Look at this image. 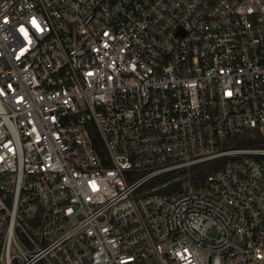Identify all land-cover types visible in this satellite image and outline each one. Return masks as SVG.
Here are the masks:
<instances>
[{
	"label": "built area",
	"instance_id": "obj_1",
	"mask_svg": "<svg viewBox=\"0 0 264 264\" xmlns=\"http://www.w3.org/2000/svg\"><path fill=\"white\" fill-rule=\"evenodd\" d=\"M0 264H264V0H0Z\"/></svg>",
	"mask_w": 264,
	"mask_h": 264
},
{
	"label": "trees",
	"instance_id": "obj_2",
	"mask_svg": "<svg viewBox=\"0 0 264 264\" xmlns=\"http://www.w3.org/2000/svg\"><path fill=\"white\" fill-rule=\"evenodd\" d=\"M92 136L94 138V143L96 144V146L99 147L100 146V143H99V139H98L97 135L93 134Z\"/></svg>",
	"mask_w": 264,
	"mask_h": 264
}]
</instances>
